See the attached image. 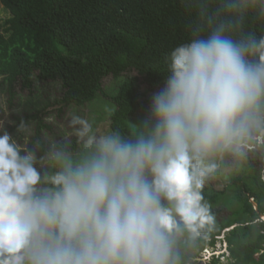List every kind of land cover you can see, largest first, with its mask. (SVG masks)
Masks as SVG:
<instances>
[{
	"label": "clouds",
	"instance_id": "9594fccd",
	"mask_svg": "<svg viewBox=\"0 0 264 264\" xmlns=\"http://www.w3.org/2000/svg\"><path fill=\"white\" fill-rule=\"evenodd\" d=\"M181 3L189 39L131 134L69 114L78 147L41 153L0 120V264H194L215 226L206 183L264 161V0Z\"/></svg>",
	"mask_w": 264,
	"mask_h": 264
},
{
	"label": "trees",
	"instance_id": "16d2710c",
	"mask_svg": "<svg viewBox=\"0 0 264 264\" xmlns=\"http://www.w3.org/2000/svg\"><path fill=\"white\" fill-rule=\"evenodd\" d=\"M7 15L0 21V100L9 106L19 97L20 89L33 94L27 104L32 109L17 115L14 131L20 122L34 120L35 134L29 145L47 148L42 132L52 130L44 120L51 105L41 104L35 83L54 80L64 93L55 100L59 110L65 106L100 105L107 113L110 130L130 134L140 125L151 104L149 88L163 86L168 56L178 44L189 39L185 30L188 13L181 0H1ZM259 31L258 25H251ZM111 78L114 86L103 91V81ZM104 96L102 98L101 96ZM34 97H37L35 99ZM54 103V102H52ZM27 107V106H26ZM12 108V107H11ZM101 110L94 115L100 119ZM95 123V122H94ZM77 147L76 140H72ZM223 176L225 191L207 182L203 195L215 218V226L195 257L214 245V235L225 228L229 264H264V230L256 220L264 213V161L253 158ZM218 176V175H217ZM258 204V210L250 202ZM223 200L233 205L231 217L217 222L214 208ZM256 221V222H255ZM264 225V224H263ZM233 227V228H232ZM214 258L211 264H218Z\"/></svg>",
	"mask_w": 264,
	"mask_h": 264
},
{
	"label": "rangeland",
	"instance_id": "374dc122",
	"mask_svg": "<svg viewBox=\"0 0 264 264\" xmlns=\"http://www.w3.org/2000/svg\"><path fill=\"white\" fill-rule=\"evenodd\" d=\"M3 4L0 0V21H2V19L7 15L8 12H6L3 8ZM2 28H0L1 30ZM114 84V81L111 78H107L105 79V81H103V91L109 92L110 89L112 88V86ZM35 85L39 87V90L36 91L37 95L39 96L38 99H40L41 104H45L46 100L51 102V105L48 106V108L45 110L44 112V120L50 124L52 126V130H46L45 132H42L41 137L45 142V145L47 147L48 143L51 140H56V139H63L65 137H69L72 140H76L75 136L72 135V129L68 126V120L70 118L69 114H76L82 117H85L87 119H89V121L93 124V127L96 129H99L101 131H108L110 130V125H109V117L107 116V113L103 112V109L100 105H98L97 107H95L92 110V107H87L85 106H65L62 107L61 110H59V106L55 105V100L57 98H60L61 94L64 93L63 88L61 83H59L58 81H54V80H48V81H39L37 83H35ZM163 86H155L154 88H151L150 85L148 84H143L142 88L144 90H147V88H149L148 91H146L147 95L150 99L151 96L154 92H158L160 91ZM16 89L19 91V97H17L14 102H13V106H9L6 100V97H2V99L0 100V120L4 121V125L5 128L9 131V133H11L14 137H17V140L19 143L21 144H27L29 145V142H31V139H33L34 134H35V124L36 122L34 120H27L28 122H25L26 126H27V130L23 133H17V128L14 131H11L9 129V126H15L17 123V120L14 118V116L16 117L18 114L19 115H23L25 114V112H27L28 110L32 109V107H30L29 104H27L28 100L32 99L31 97H33V94H31L28 90L26 89H20L19 86H16ZM102 98H104V96H101ZM35 99H37V97H34ZM54 102V103H52ZM27 106V107H26ZM12 107V108H11ZM100 109V119L99 120H95L94 121V115L95 112H97V110ZM149 111H150V106L148 107V110L145 113V118L148 117L149 115ZM95 122V123H94ZM122 122V126L124 128V134H130V132H128V128L125 125L124 120L121 121ZM35 147V146H33ZM78 147V145H77ZM224 170L221 171L219 174H227L230 170ZM218 174V176H216L215 178L209 180L208 182H211V184L213 185V187L218 190V191H225L228 190L227 187V183L223 176H220ZM223 198L222 199H230L233 195V190L229 189L228 192L222 194ZM251 198L250 197V202H251ZM254 200V199H253ZM222 202L219 203L215 208H214V213L216 215L217 218V222L220 223L222 220L227 219V217H231L232 214V208L233 205H230L225 203L223 200H221ZM263 217H261L260 219H262ZM256 222V221H255ZM259 224L258 225L261 229L264 230V220H259L257 221ZM228 231L226 230H222L220 235L217 236L214 235V239L215 244L212 246H209V250L211 252H214L210 255V253L206 254V256L204 257V254H202L203 252H205V248L201 254H199V257L202 256V259H198L197 257L194 258V264H211L212 260L214 258H216L218 256V254H221L220 252L216 253V249L218 250L220 247L219 244V239H223V241H225L226 239V234ZM210 240V239H208ZM222 241V242H223ZM223 247L226 250V244L222 243ZM224 250V251H225ZM216 254V255H214ZM214 255V256H213ZM229 255L228 250H226L225 256L227 257ZM218 264H229L227 258H219V263Z\"/></svg>",
	"mask_w": 264,
	"mask_h": 264
},
{
	"label": "water",
	"instance_id": "95a60500",
	"mask_svg": "<svg viewBox=\"0 0 264 264\" xmlns=\"http://www.w3.org/2000/svg\"><path fill=\"white\" fill-rule=\"evenodd\" d=\"M251 203L254 205V208L256 210H258V204L255 200L251 199ZM260 214V218L263 217L262 219L264 220V213H259Z\"/></svg>",
	"mask_w": 264,
	"mask_h": 264
}]
</instances>
